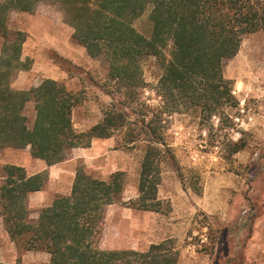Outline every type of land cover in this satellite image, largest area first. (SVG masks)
<instances>
[{
	"label": "trees",
	"instance_id": "obj_1",
	"mask_svg": "<svg viewBox=\"0 0 264 264\" xmlns=\"http://www.w3.org/2000/svg\"><path fill=\"white\" fill-rule=\"evenodd\" d=\"M41 3L61 9L75 40L90 57L106 62L108 78L122 95L86 130L74 125L73 110L80 98L64 82L47 78L31 88L12 86L19 71L30 69L31 59L23 57L27 35L10 30V16L15 11L33 13ZM260 30L264 0H0V148L30 147L33 157L50 166L67 160L75 148L90 147L95 138L129 129L128 109L150 86L145 71L152 68L162 113L195 109L203 119H211L238 103L223 61L236 56L244 38ZM29 103H34L32 122ZM141 125L148 138L138 197L131 204L159 212L161 163L170 147L158 125L145 119ZM124 138L133 144L138 135L129 129ZM245 145L232 142V152ZM48 176L45 170L29 173L17 164L0 166V217L12 240L28 250L48 252L49 264H177L178 252L168 240L144 252L101 247L107 209L123 197L124 172L104 179L81 164L70 194L58 195L32 218L29 195L42 190ZM0 264L10 263L0 259Z\"/></svg>",
	"mask_w": 264,
	"mask_h": 264
},
{
	"label": "rangeland",
	"instance_id": "obj_2",
	"mask_svg": "<svg viewBox=\"0 0 264 264\" xmlns=\"http://www.w3.org/2000/svg\"><path fill=\"white\" fill-rule=\"evenodd\" d=\"M9 27L26 33L23 57L31 59L30 69L19 71L12 86L31 88L47 78L64 82L80 98L73 110L76 129L98 123L114 98L123 99L108 78L106 62L90 57L75 40L74 28L64 22L58 6L41 3L33 13L15 11ZM3 41L0 34V50ZM152 69L145 71L150 86L128 109L129 129L138 135L135 143L125 142L129 129L95 138L90 147L75 148L67 160L54 164L53 177L52 165L33 157L30 147L0 148V166L11 163L29 173L48 172L44 188L29 195L32 218L58 195L70 194L77 166L83 164L104 179L124 172L123 197L107 209L104 249L144 252L153 243L168 240L178 252L177 264H264V30L247 35L238 54L223 61L238 103L211 119H203L195 109L162 113ZM29 115L32 122L34 103H29ZM141 119L158 125L170 147L161 163L159 212L131 204L138 197L148 138ZM232 142L246 145L233 153ZM0 259L10 264H49L50 254L12 240L0 217Z\"/></svg>",
	"mask_w": 264,
	"mask_h": 264
},
{
	"label": "crops",
	"instance_id": "obj_3",
	"mask_svg": "<svg viewBox=\"0 0 264 264\" xmlns=\"http://www.w3.org/2000/svg\"><path fill=\"white\" fill-rule=\"evenodd\" d=\"M57 168V167H56ZM55 166L54 165H52V166H50V171H51V176L53 177V176H55L56 175V173H55Z\"/></svg>",
	"mask_w": 264,
	"mask_h": 264
}]
</instances>
